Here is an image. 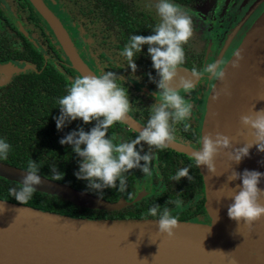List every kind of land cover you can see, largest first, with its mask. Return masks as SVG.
I'll return each mask as SVG.
<instances>
[{"label": "water", "instance_id": "95a60500", "mask_svg": "<svg viewBox=\"0 0 264 264\" xmlns=\"http://www.w3.org/2000/svg\"><path fill=\"white\" fill-rule=\"evenodd\" d=\"M28 1L51 29L71 67L80 76L94 75L43 1ZM238 51L243 56L240 67H232L237 59L234 54L224 68L225 79H218L210 93L202 127V138L222 133L232 138L233 148L253 142L248 129L240 134V117L264 109V83L260 80L264 77V13ZM179 71L181 76L191 77L186 70ZM217 93L221 94L219 99L215 98ZM124 123L137 128L129 117ZM169 146L192 153L175 144ZM228 151L217 156L215 174L206 166L199 168L210 224L179 221L175 237L169 238L159 233L158 219L154 218L87 219L0 200V264H264V219L248 226L229 218L228 207L233 203L229 196L242 181L229 183L227 179L233 171L243 173L245 169L264 173V153L253 146L249 156L237 164ZM25 171L0 162V178L6 181L18 184ZM41 177L43 183L37 186V193L78 207L113 212L131 204L124 199L108 202ZM259 187L264 188V178ZM143 192L137 193L133 203L142 199Z\"/></svg>", "mask_w": 264, "mask_h": 264}, {"label": "clouds", "instance_id": "9594fccd", "mask_svg": "<svg viewBox=\"0 0 264 264\" xmlns=\"http://www.w3.org/2000/svg\"><path fill=\"white\" fill-rule=\"evenodd\" d=\"M159 16V23L152 30L153 34L132 35L129 43L120 55L127 60V65L132 73L137 71L135 58L143 51V46L148 45V55L152 59V66L156 70V77L148 74L149 78L159 89L154 93L156 103L150 110L147 123L139 130V135L131 141L114 143L115 137L108 135L109 128L114 124L125 122L129 113L133 111L127 88L117 83L122 76L113 71L103 72L100 75L77 76L71 83L68 92L59 98L60 114L54 117L58 130H63L72 121L82 120L84 124L95 125L90 131L83 127L73 130L61 138V145H70L72 152L78 157V171L74 173L77 179L87 182V189L95 193H102L104 189H117L125 192L127 178L125 173L133 169H140L143 174L152 175V161L154 154L152 149H165L177 140L175 135L176 125L188 120L192 114V105L186 102L181 91L190 94L198 81L207 73L211 79H225V69L221 70V61L209 63L203 71L191 73V77L181 76V65L185 63L184 45L188 44L194 36L193 18L187 9L175 4L173 0H158L154 5ZM236 62L233 68L240 67L243 56L240 51L235 53ZM178 80V85L176 84ZM264 83V77H260ZM220 93L216 94L219 99ZM243 129H248L253 137L252 143H246L243 147L233 148L232 138L222 133L213 136L209 133L202 138V146L193 149L191 157L196 167L206 166L212 174L217 172L216 158L224 150L228 151L229 158L239 164L250 154V149L256 146L259 152L264 153V109L252 110L250 114L240 117ZM185 125L184 130H188ZM144 144L148 145V152L141 155ZM140 149L137 150V146ZM11 145L5 139H0V158L7 159ZM143 161V163H141ZM53 181H60L64 174L55 165L50 168ZM182 178L192 180L190 168H180L174 181ZM264 173L256 170L245 169L243 173L233 171L228 176V182L241 180L229 196L233 203L228 207V216L238 225H253L264 219V188L259 187ZM43 183L39 174V166L34 160L28 162L27 170L19 187L9 189L15 200L26 205L37 191V186ZM128 198L132 199L129 193ZM179 208L183 201H168ZM3 206V205H0ZM158 219V231L161 235L173 238L175 230L180 227L179 218L174 216L168 207L156 204L149 209L148 215ZM213 217V216H212ZM213 221L215 218L213 217ZM235 264V261H233Z\"/></svg>", "mask_w": 264, "mask_h": 264}, {"label": "trees", "instance_id": "16d2710c", "mask_svg": "<svg viewBox=\"0 0 264 264\" xmlns=\"http://www.w3.org/2000/svg\"><path fill=\"white\" fill-rule=\"evenodd\" d=\"M128 1L55 0V9L60 12L68 35L72 38L71 29L78 32L84 44L89 47L93 60L99 64L103 58L102 44L105 43V34V37L114 43L119 39L129 42L132 35H150L134 26L131 16L133 11ZM15 21L20 26L16 27ZM69 23L73 24V27ZM6 27L14 33V38L13 42L9 43L0 33V61H28L35 63L36 68L15 77L0 88V139H5L11 145L7 159L0 158V162L27 170L28 162L34 160L39 166V174L52 181L50 168L55 165L64 174L62 180L55 182L108 202H116L120 198L130 200L128 194H133L135 182L128 178L127 189L123 193L118 188L104 189L102 193L89 191L87 182L77 179L74 175L79 167L78 157L72 152L70 145L59 143L61 138L79 127L90 131L95 121L84 124L78 119L63 130L57 129L54 117L60 114L58 100L67 94L72 80L80 75L71 67L49 26L28 0H12L7 8H0V32L6 30ZM147 28H150L148 24ZM36 45L42 47V53L37 50ZM144 46L148 48V45ZM76 52L80 57L77 49ZM199 185L202 190L201 182ZM13 187L18 188L19 184L0 178V200L20 204L9 192ZM180 189L181 186L170 190L168 186L164 192L162 188L158 194H152L139 203L113 212L85 209L58 197L37 192L25 206L87 219H159V214L156 217L148 215L149 209L156 204L162 206L167 202L166 196H175V192ZM199 210L202 211V206H199ZM171 212L180 221L188 220L192 216L189 211L177 213L176 209L172 208Z\"/></svg>", "mask_w": 264, "mask_h": 264}, {"label": "flooded vegetation", "instance_id": "af4514ba", "mask_svg": "<svg viewBox=\"0 0 264 264\" xmlns=\"http://www.w3.org/2000/svg\"><path fill=\"white\" fill-rule=\"evenodd\" d=\"M42 1L62 24L63 20L60 12L55 9V0ZM128 2L131 4L130 6L133 11L131 16L134 26L138 30H144L147 34H153L152 30L159 23V16L154 7L158 0H132V2L129 0ZM173 2L187 9L193 18L194 36L188 44L184 45L185 63L181 65V69L186 70L190 74L193 70L198 72L203 71L207 64L216 61H221L220 67L223 70L240 47L248 31L264 11V0H173ZM11 3L12 0H0V8H7ZM70 23L69 25L73 27V24ZM147 24L151 29L147 28ZM15 25L16 27L20 26L16 21ZM63 27L67 32L66 26ZM0 33L9 43L13 42L14 33L9 27H6V30ZM70 33L72 34V38L68 36L72 45L78 50L80 59L91 71L96 73V75L113 71L124 78V80L118 79L117 83L128 90L130 102L133 104V111L129 113V118L137 125V128L121 122L111 126L108 135L115 137L114 143L135 139L139 135V129L142 130L143 126L147 123L151 115L149 109L156 103L154 93L159 91L157 85L148 76L151 73L152 76L156 77V70L153 68L152 59L148 55V48L143 46V51L135 58L137 71L133 74L131 68L127 65V60L120 55L129 42L119 39L114 43L105 37V34L103 36L105 43L102 44L103 58L98 64L90 55L89 47L84 44L81 35L72 29ZM36 48L39 52H43L41 46L36 45ZM2 63H12L16 66L17 71L11 75L5 84L0 85V88L15 77L26 74L36 68L35 63L28 61L22 62L9 59L0 61V64ZM208 75L207 73L204 74V78L198 81L190 94L181 91V95L185 97L186 102L192 105V114L190 119L182 121L175 126L177 140L174 144L190 151L201 147L202 127L207 101L218 80L208 78ZM156 78L159 79V77ZM186 124L189 125L187 131L184 130ZM139 149L140 145L137 146V150ZM147 152L148 145L144 144L141 155ZM152 152L154 154L152 175H145L140 169H133L125 173L126 178L132 179L135 182V189L132 199L128 201L124 198L120 199H124L131 204H136L152 194H158V191L161 192L162 188L166 192L165 189L168 186L170 190L181 186L182 189L175 192V196L165 197L167 202L162 204L161 211L163 207H168L170 210L172 208L176 209L177 213L189 211L192 214L190 219L182 221L210 224L211 220L205 208L206 199L203 177L200 174L199 168L195 166L191 155L178 151L171 146L165 149L153 148ZM183 167L190 168L192 180L189 181L187 178H182L179 181H174L172 178ZM130 176L132 178H129ZM200 182L202 190L199 185ZM141 191H144L141 193L142 199L139 202L133 203L135 196ZM171 195L173 194L171 193ZM177 199L183 201L179 208L174 203H168V201H176ZM199 206H202V211L199 210Z\"/></svg>", "mask_w": 264, "mask_h": 264}, {"label": "rangeland", "instance_id": "374dc122", "mask_svg": "<svg viewBox=\"0 0 264 264\" xmlns=\"http://www.w3.org/2000/svg\"><path fill=\"white\" fill-rule=\"evenodd\" d=\"M7 14H9V12H8V10H6L5 11ZM263 13H264V11H263ZM262 13V14H263ZM262 14L260 15V17L262 16ZM259 17V18H260ZM258 18V19H259ZM257 19V20H258ZM255 23H256V21H255ZM254 23V24H255ZM254 24H253V26H254ZM252 26V27H253ZM251 27V28H252ZM249 32V31H248ZM248 35V33L246 34V36ZM245 36V37H246ZM245 39V38H244ZM244 39H243V41H244ZM242 41V42H243ZM242 44V43H241ZM226 67V66H225ZM17 71V68H16V66H14L12 63H2V64H0V85H3V84H5L9 79H10V77H11V75L13 74V73H15Z\"/></svg>", "mask_w": 264, "mask_h": 264}]
</instances>
